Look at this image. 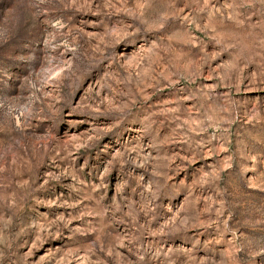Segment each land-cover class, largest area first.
<instances>
[{
	"label": "rangeland",
	"instance_id": "374dc122",
	"mask_svg": "<svg viewBox=\"0 0 264 264\" xmlns=\"http://www.w3.org/2000/svg\"><path fill=\"white\" fill-rule=\"evenodd\" d=\"M0 264H264V0H0Z\"/></svg>",
	"mask_w": 264,
	"mask_h": 264
}]
</instances>
